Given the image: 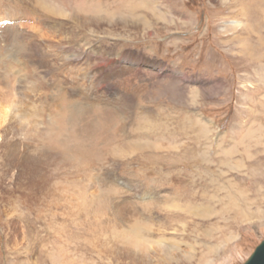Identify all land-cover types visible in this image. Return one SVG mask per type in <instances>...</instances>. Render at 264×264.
Returning <instances> with one entry per match:
<instances>
[{
    "label": "rangeland",
    "instance_id": "rangeland-1",
    "mask_svg": "<svg viewBox=\"0 0 264 264\" xmlns=\"http://www.w3.org/2000/svg\"><path fill=\"white\" fill-rule=\"evenodd\" d=\"M3 18L0 264H243L264 240V0Z\"/></svg>",
    "mask_w": 264,
    "mask_h": 264
},
{
    "label": "bare ground",
    "instance_id": "bare-ground-1",
    "mask_svg": "<svg viewBox=\"0 0 264 264\" xmlns=\"http://www.w3.org/2000/svg\"><path fill=\"white\" fill-rule=\"evenodd\" d=\"M42 7H44L45 9H48V4H42ZM55 8V7H54ZM54 8H52L51 10L53 11L54 10ZM60 9V8H59ZM61 10V9H60ZM60 10H56L57 12L56 13H60L61 11ZM62 13V12H61ZM134 13V12H133ZM133 13H131V15L133 14ZM85 18V17H84ZM133 18H136V17H134L133 16ZM4 20H13V19H5V18H3V19H0V22H4ZM82 20H83V18H82ZM136 20L137 21H139L137 18H136ZM84 22H86L85 20H83ZM126 21V20H125ZM137 21H135L133 24H137ZM89 23H91V24H95V25H98V24H101L99 21H93V20H90L89 21ZM77 24V23H76ZM87 24V23H86ZM124 24H125V22H124ZM6 29V28H5ZM13 34V32L10 34V35H12ZM13 36V35H12ZM19 37V35L18 34H16L15 32H14V37H13V40L14 41H17V39H19L18 38ZM21 44V43H20ZM22 47H24V46H21L20 48L22 49ZM26 52V51H25ZM7 102L4 100V98H0V128H1V126L3 125V123H5L6 122V119H7V117H8V114L9 113H11V112H9V108H10V106H8L7 104H6ZM20 104V103H19ZM17 110V109H16ZM72 115V114H71ZM1 130V129H0ZM0 140H1V136H0ZM10 152V151H9ZM12 154V153H11Z\"/></svg>",
    "mask_w": 264,
    "mask_h": 264
},
{
    "label": "water",
    "instance_id": "water-1",
    "mask_svg": "<svg viewBox=\"0 0 264 264\" xmlns=\"http://www.w3.org/2000/svg\"><path fill=\"white\" fill-rule=\"evenodd\" d=\"M243 264H264V240L254 249Z\"/></svg>",
    "mask_w": 264,
    "mask_h": 264
}]
</instances>
